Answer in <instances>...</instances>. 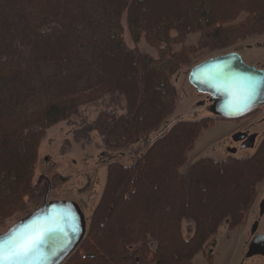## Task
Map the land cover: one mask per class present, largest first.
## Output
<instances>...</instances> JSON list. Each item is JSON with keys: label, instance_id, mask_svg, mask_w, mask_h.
<instances>
[{"label": "trees", "instance_id": "obj_1", "mask_svg": "<svg viewBox=\"0 0 264 264\" xmlns=\"http://www.w3.org/2000/svg\"><path fill=\"white\" fill-rule=\"evenodd\" d=\"M124 14L134 43L144 37L156 57L127 46ZM262 35L264 0H0V224L32 196L52 127L102 101L86 134L127 149L174 111L182 68ZM219 119H180L133 165L108 163L86 236L64 264H190L224 219L239 226L264 180V140L248 158L203 157L181 170ZM183 220L195 223L189 239Z\"/></svg>", "mask_w": 264, "mask_h": 264}, {"label": "rangeland", "instance_id": "obj_2", "mask_svg": "<svg viewBox=\"0 0 264 264\" xmlns=\"http://www.w3.org/2000/svg\"><path fill=\"white\" fill-rule=\"evenodd\" d=\"M122 25L123 37L129 48L138 46L142 52L153 57L157 56L156 50L147 44L144 37L138 45L134 43L126 14L122 16ZM197 40L198 35H190L187 44H194ZM231 52L240 54L247 64L264 69V35L248 38L223 51L205 53L194 61V65ZM191 68L192 66L184 67L172 77V82L178 90L174 111L159 128L149 132L145 138L127 149L109 151L104 148L97 132L86 134L87 124L97 117L104 105L102 101L83 105L76 116L52 127L39 148L33 194L26 199L22 212L16 213L0 224V232H5L18 220L40 207L47 194L49 200L77 202L89 225L105 188L108 163L119 160L124 165H133L154 140L165 135L180 119L195 120L210 116L215 118L208 111V95L198 93L189 82ZM116 105L120 108L124 106L123 99L119 97ZM260 117V113H254L241 120H215L213 125L199 135L194 148L188 154L187 163L181 170L186 171L190 164L203 157H211L219 161L229 156L237 158L252 156L264 138V125L261 124ZM243 132L256 136L253 147H244L235 139L237 134ZM263 201L264 180L258 185L257 198L245 220L239 226L231 227L230 218L224 219L217 232L208 239L203 250L191 260L190 264H264L261 259L249 255L254 224L259 222L257 233L264 229V216H261ZM194 231L195 223L192 220H183L184 238H191ZM155 246L156 244L152 242V247Z\"/></svg>", "mask_w": 264, "mask_h": 264}, {"label": "water", "instance_id": "obj_3", "mask_svg": "<svg viewBox=\"0 0 264 264\" xmlns=\"http://www.w3.org/2000/svg\"><path fill=\"white\" fill-rule=\"evenodd\" d=\"M188 79L198 93L208 95V111L217 118L237 120L264 105V69L247 64L236 52L215 56L196 64L191 68ZM247 82H253L256 87L254 95L245 104L243 100ZM246 137L247 134H243L235 139L243 140ZM255 137H247L243 146L253 147ZM263 215L264 201L261 205V216ZM53 222L59 227L48 233L36 259L38 264H64L80 247L87 233L85 214L75 201L49 200L47 194L40 207L5 232H0V239L5 234L33 226L51 227ZM258 227L257 221L253 226L252 235ZM261 246H264V233L253 237L250 253L257 251Z\"/></svg>", "mask_w": 264, "mask_h": 264}, {"label": "snow or ice", "instance_id": "obj_4", "mask_svg": "<svg viewBox=\"0 0 264 264\" xmlns=\"http://www.w3.org/2000/svg\"><path fill=\"white\" fill-rule=\"evenodd\" d=\"M255 87L253 82H247L243 100L245 104L254 95ZM58 227L59 225L53 222L51 227L33 226L5 234L0 239V264H38L36 258L41 252L46 236Z\"/></svg>", "mask_w": 264, "mask_h": 264}, {"label": "flooded vegetation", "instance_id": "obj_5", "mask_svg": "<svg viewBox=\"0 0 264 264\" xmlns=\"http://www.w3.org/2000/svg\"><path fill=\"white\" fill-rule=\"evenodd\" d=\"M209 99V98H208ZM254 113H260L261 114V117H260V121H261V124H263L264 125V105H262V106H260V107H258L257 109H255L253 112H251L249 115H252V114H254ZM249 115H247V116H249ZM247 116H245V117H247ZM245 117H243V118H245ZM215 118H217V117H215ZM243 118H240V119H237V120H241V119H243ZM243 134H247V137H249L250 136V133L249 132H243V133H240V134H237V136H235V138H238V137H242L243 136ZM247 137L245 138V139H243V140H237V141H239V142H241L242 144L246 141V139H247ZM263 140H264V138H263ZM262 140V141H263ZM261 141V142H262ZM249 143H251V141L249 142ZM255 143H256V137H255V142H254V145H255ZM260 145V144H259ZM264 216V215H263ZM262 216V217H263ZM259 228V227H258ZM262 233H264V229H263V231H261V232H256L254 235H252V237H251V241H252V239H253V237L255 236V235H259V234H262ZM250 244H251V242H250ZM249 255H250V257H257V258H259V259H261L262 261H264V246H261L257 251H255V252H253V253H250L249 252Z\"/></svg>", "mask_w": 264, "mask_h": 264}]
</instances>
